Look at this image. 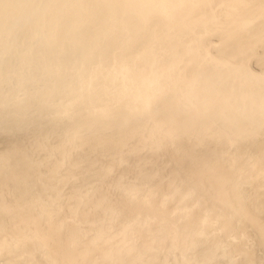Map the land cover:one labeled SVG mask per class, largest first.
<instances>
[{
	"label": "bare ground",
	"instance_id": "1",
	"mask_svg": "<svg viewBox=\"0 0 264 264\" xmlns=\"http://www.w3.org/2000/svg\"><path fill=\"white\" fill-rule=\"evenodd\" d=\"M0 264H264V0H0Z\"/></svg>",
	"mask_w": 264,
	"mask_h": 264
}]
</instances>
